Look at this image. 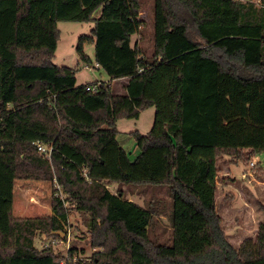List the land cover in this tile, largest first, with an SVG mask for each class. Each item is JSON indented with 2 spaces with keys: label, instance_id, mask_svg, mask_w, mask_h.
<instances>
[{
  "label": "trees",
  "instance_id": "16d2710c",
  "mask_svg": "<svg viewBox=\"0 0 264 264\" xmlns=\"http://www.w3.org/2000/svg\"><path fill=\"white\" fill-rule=\"evenodd\" d=\"M142 1L0 0V264H59L53 245L35 239L68 237L66 202L83 213L97 248L77 264H264V220L235 245L217 201L221 159L249 163L264 151V0H154L151 56L133 40ZM67 20L94 22L78 55L111 80L127 78L123 93L103 81L78 84L76 68L53 62L58 21ZM149 107L151 130L130 132L133 160L117 122ZM36 141L53 144L51 157ZM21 179L57 181L67 195H53L50 215L16 216ZM108 181L132 194L168 186L173 212L153 199L141 205L122 186L113 193ZM164 215L170 245L151 236Z\"/></svg>",
  "mask_w": 264,
  "mask_h": 264
},
{
  "label": "rangeland",
  "instance_id": "374dc122",
  "mask_svg": "<svg viewBox=\"0 0 264 264\" xmlns=\"http://www.w3.org/2000/svg\"><path fill=\"white\" fill-rule=\"evenodd\" d=\"M142 17L144 26L139 33L133 36V40L140 42L147 56L154 52V0L142 1ZM99 15V12L96 13ZM94 22L86 21H58L60 38L53 62L58 66H69L76 68L77 83L85 84L93 81H103L113 84L118 93L124 91L122 84L115 80L94 61L95 46L88 42L85 44V52L91 56L94 62H83L77 52L76 46L81 35L91 34ZM155 118V107L144 109L139 118H121L117 122L120 133L117 139L128 151L131 159H135L139 153L134 137L130 132L139 130L148 133ZM230 156L221 159V170L219 172V183L217 201L220 213L223 217V225L231 242L240 245L246 238H255L259 224L264 220V151L259 152L251 158L249 163L242 160L237 163L231 161ZM253 162V164H252ZM54 183V184H53ZM57 181L49 180H17L14 186V213L25 217L47 216L52 212V199L54 196L65 197L67 193L61 184L58 190ZM122 186L128 198L146 204L149 200L159 201L161 206H166L168 214L173 212V195L170 188L165 185L148 184L145 187L132 188L125 185L108 181L107 187L117 193ZM132 192V193H131ZM59 193V195H57ZM70 208L69 221L67 224V238H53L47 233H38L35 243L42 248L43 243L50 242L56 254L66 255L69 248L76 247L78 253L91 257L97 250L90 243L91 235L84 222V215L77 210L75 204L66 202ZM151 236L158 238L163 244H172L173 232L171 218L168 215L161 216L157 227L151 231Z\"/></svg>",
  "mask_w": 264,
  "mask_h": 264
},
{
  "label": "built area",
  "instance_id": "2783aa9c",
  "mask_svg": "<svg viewBox=\"0 0 264 264\" xmlns=\"http://www.w3.org/2000/svg\"><path fill=\"white\" fill-rule=\"evenodd\" d=\"M255 1L257 4H260L262 0H252ZM99 88V85L97 86H87V90H93V91H97ZM36 146L38 147V150L41 153H44L45 155H47L48 157H51L52 152L54 150V146L51 143H44L42 141H36L35 142ZM253 164V162H252ZM58 190H61V184L57 185ZM57 195H59V193H57ZM63 198V197H62ZM51 243L50 242H45L42 245V248H47L50 247ZM69 253L66 255H60V261L59 264H77L79 262V260L82 259H87L88 257L81 255L80 253L76 252V253H71L70 252V248H69Z\"/></svg>",
  "mask_w": 264,
  "mask_h": 264
},
{
  "label": "crops",
  "instance_id": "0c3cea01",
  "mask_svg": "<svg viewBox=\"0 0 264 264\" xmlns=\"http://www.w3.org/2000/svg\"><path fill=\"white\" fill-rule=\"evenodd\" d=\"M93 44V43H92ZM94 56H95V53H94ZM96 64V63H95ZM96 66H98V64H96ZM116 82H117V84H122L121 85V88L122 87H124L123 89L125 90V84L128 82V79L127 78H121V79H117V80H115ZM87 83H89V82H87ZM113 85V84H112ZM117 92H118V89L116 90ZM124 92V91H123ZM122 91H121V93H123ZM123 146V145H122ZM124 147V146H123ZM133 200V199H132ZM15 214V213H14ZM16 215V214H15ZM16 216H22V217H25L24 215H16Z\"/></svg>",
  "mask_w": 264,
  "mask_h": 264
},
{
  "label": "water",
  "instance_id": "95a60500",
  "mask_svg": "<svg viewBox=\"0 0 264 264\" xmlns=\"http://www.w3.org/2000/svg\"><path fill=\"white\" fill-rule=\"evenodd\" d=\"M53 234L60 235L62 238L66 237V233L64 231H54Z\"/></svg>",
  "mask_w": 264,
  "mask_h": 264
}]
</instances>
